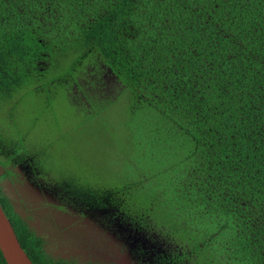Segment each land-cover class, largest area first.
<instances>
[{"label": "trees", "instance_id": "16d2710c", "mask_svg": "<svg viewBox=\"0 0 264 264\" xmlns=\"http://www.w3.org/2000/svg\"><path fill=\"white\" fill-rule=\"evenodd\" d=\"M95 55L131 94L133 148L105 204L72 197L166 235L150 264H264V0H0V104L69 85ZM0 200L34 264H102L51 255Z\"/></svg>", "mask_w": 264, "mask_h": 264}, {"label": "rangeland", "instance_id": "374dc122", "mask_svg": "<svg viewBox=\"0 0 264 264\" xmlns=\"http://www.w3.org/2000/svg\"><path fill=\"white\" fill-rule=\"evenodd\" d=\"M93 59L79 66L75 78L67 76L69 85L25 90L17 101L0 104V160L14 143L29 152L10 165L12 173L0 180V189L45 238L51 255L150 264L173 248L166 235L152 226L140 229L122 218L123 211L113 215L110 208L88 207L72 197L74 189L84 197L93 188L105 204L107 193L124 181L125 158L133 148L131 94L121 93L122 82L99 55ZM5 168L0 162V175Z\"/></svg>", "mask_w": 264, "mask_h": 264}, {"label": "water", "instance_id": "95a60500", "mask_svg": "<svg viewBox=\"0 0 264 264\" xmlns=\"http://www.w3.org/2000/svg\"><path fill=\"white\" fill-rule=\"evenodd\" d=\"M0 250L7 264H34L22 247L0 200Z\"/></svg>", "mask_w": 264, "mask_h": 264}]
</instances>
